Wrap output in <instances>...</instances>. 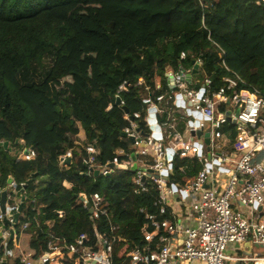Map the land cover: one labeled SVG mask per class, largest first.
<instances>
[{"label": "trees", "instance_id": "obj_1", "mask_svg": "<svg viewBox=\"0 0 264 264\" xmlns=\"http://www.w3.org/2000/svg\"><path fill=\"white\" fill-rule=\"evenodd\" d=\"M207 3L202 8L198 0H0V188H7L12 178L16 194L23 197L17 223L28 222L23 247L39 253L50 236L62 245L83 232L93 238L95 225L113 241V251L122 254L124 239L140 242L146 214L171 217L169 209L159 212L153 183L137 194L135 171L109 165L114 157L127 158L131 140L123 129L130 121L148 130L138 79L150 86L154 99L163 94L162 106L169 110L176 107L165 68H193L197 57L201 65L192 73L190 89L218 90L235 73L244 81L237 88L264 91V3ZM134 12L152 16L138 18ZM156 82H161L158 90ZM53 83L65 87V96L54 102L47 93ZM123 83L118 105L115 98ZM225 108L222 104L220 110ZM81 131L83 140L98 148L96 162L106 165L108 173L96 174L83 164ZM222 131L231 140L236 135L233 125ZM26 147L33 148L34 158L20 157ZM67 151L71 158L63 163ZM172 165L169 182L178 184L183 175L197 174L202 167L196 158L176 155ZM79 192L99 193L108 214L93 217Z\"/></svg>", "mask_w": 264, "mask_h": 264}, {"label": "built area", "instance_id": "obj_2", "mask_svg": "<svg viewBox=\"0 0 264 264\" xmlns=\"http://www.w3.org/2000/svg\"><path fill=\"white\" fill-rule=\"evenodd\" d=\"M208 1L217 0H198L202 8ZM254 1L264 3V0ZM217 47L224 55V50L219 45ZM179 56L184 58L185 53L181 52ZM222 63L225 66L224 59ZM195 65L197 68L201 65L200 57L194 60ZM193 68L174 70L167 66L163 73L174 95L175 107L183 110L179 116L162 106L163 94L154 99L150 86L142 77L138 79L137 84L144 88L139 97L147 104L144 121L148 130L130 121L123 129L131 140L126 161L122 162L118 156L111 161L117 168L135 164V193H146L149 182L156 186L158 197L155 204L160 213L167 212L171 196H178L177 202L191 223L186 226L172 217L157 219L146 214L148 221L138 231L140 242L124 239L122 254L113 251V241L101 235L95 225L93 238L83 232L71 243L62 245L59 239L50 236L45 249L38 253L21 244L22 238L28 235L25 232L28 222L17 227L18 221L14 220V215L21 213L19 204L23 197L16 194V184L12 181L6 188L5 211L0 210V264L14 259H18L19 264H264V256L228 254L230 246L241 251L242 248L235 244L243 246L246 241H250V245L264 246V91L257 87L237 88L238 82L244 81L235 73L234 77L225 78L226 86L218 90L207 92L205 86L192 90L188 84ZM209 82L206 78L204 83ZM124 88L125 83L119 86L117 96ZM160 88L161 82H156L154 89ZM177 94L185 104L183 108L176 104ZM222 104L226 105L225 112L220 110ZM186 108L197 111L199 117L186 115ZM134 117L139 114L135 113ZM124 118L129 119L127 114ZM179 121L186 123L183 132L177 126ZM224 125L235 127L233 140L222 131ZM197 131H201L199 136H196ZM206 133L209 134V144L204 142ZM156 134L160 136L156 137ZM79 144L86 151L81 160L90 171L109 172L106 165L98 166L96 156L99 150L94 143L82 139ZM226 145L230 148L225 149ZM167 148L173 151L171 158H168ZM118 153L124 154L122 150ZM71 154L67 151L61 161L64 163L70 159ZM131 154L135 155V160ZM174 155L196 158L202 167L197 174L183 175L180 184L170 183ZM34 156L31 147H26L20 154L24 160ZM220 164L230 165L233 173L217 187L215 171H222ZM179 171L184 173L182 167ZM78 197L84 207L92 210L93 217L108 214L107 204L99 193L79 192Z\"/></svg>", "mask_w": 264, "mask_h": 264}, {"label": "crops", "instance_id": "obj_3", "mask_svg": "<svg viewBox=\"0 0 264 264\" xmlns=\"http://www.w3.org/2000/svg\"><path fill=\"white\" fill-rule=\"evenodd\" d=\"M173 111H174L173 112L174 115L179 116L178 114L181 110L179 108H176ZM177 126H179V124ZM229 148H230V145L225 146V149H229ZM204 154H205V152H204ZM219 168H221L220 170H222V171H217V172L215 171V177H216L215 181H216L217 187H220L221 182L224 181L228 176H230L233 173V169H232V167H230V165L227 166L225 164H220ZM67 185H68V183H67ZM67 185H65V186H67ZM170 198H171V200H170L168 209L170 210L171 217L173 218V220H176L177 222H181L183 225L188 226L189 223H191V222L189 221V218H188L184 208L178 204V202H177L178 196L173 195ZM239 210L242 211V208H240ZM250 246H251V255L252 256H254V255L264 256L263 250H259V249L254 250V247L258 248V247H260V245H258V246L250 245ZM228 254L243 255V251L241 250L239 252L238 250L235 249L234 246H230L228 249ZM236 264H238V263H236ZM242 264H251V263L246 262V263H242Z\"/></svg>", "mask_w": 264, "mask_h": 264}, {"label": "water", "instance_id": "obj_4", "mask_svg": "<svg viewBox=\"0 0 264 264\" xmlns=\"http://www.w3.org/2000/svg\"><path fill=\"white\" fill-rule=\"evenodd\" d=\"M196 69H197V65L194 66L193 72H195ZM180 98H181V95H180V94H177V95H176V99H177L176 104H177L178 106H181V108H183V107L185 106V104H184L183 101L180 100ZM115 101H116V103H117L118 105L121 104V98H120L119 96H116ZM188 105H189V104H188ZM124 110H125V112H128L127 108H124ZM184 111H185V114H186V115H191L192 117H195V116H198V117H199V114L197 113V111L191 110L190 108H186ZM152 116H153V114H152ZM151 122H154V120L152 119ZM138 129H139V128H138ZM138 129H137V130H138ZM155 129H156V130H159V127H156ZM200 134H201V131H197V132H196V136H199ZM146 135H147V134H146ZM192 135H194L193 132H192ZM123 136H126V134L124 133ZM155 136H156V137H159L160 135H159V134H156ZM208 136H209V134L206 133V134H205V139H204V142H205L206 144H209V137H208ZM4 145L7 146V142H4ZM207 149H208V148H207ZM167 152H168V158H171V154L173 153V151H172L170 148H167ZM131 157H132L133 160H135V155H134V154H131ZM67 161H69V158H67ZM109 165H110V166H113V163H110ZM135 167H136L135 164H133V165L131 166V169L134 170ZM95 173L98 174V173H99L98 170H95ZM11 182H12V178H9V179H8V183H11ZM6 193H7V189H6V188H5V189H1V188H0V210H1V212H4V211H5ZM22 201H23V198H22ZM21 210H22V202L19 204V212H21ZM259 210H261L260 207H259ZM91 211H92V210L89 209V213H90V214H91ZM18 216H19L18 213H16V214L14 215V220H15V222L18 221ZM12 237H13V231H11V238H12ZM235 246H236V247H241L244 255H248V256L251 255L250 241H246L245 244H244L243 246H240V245H238V244H235ZM254 246H258V245H257V244H254ZM260 246H262V245H260ZM3 264H6V263L4 262Z\"/></svg>", "mask_w": 264, "mask_h": 264}, {"label": "rangeland", "instance_id": "obj_5", "mask_svg": "<svg viewBox=\"0 0 264 264\" xmlns=\"http://www.w3.org/2000/svg\"><path fill=\"white\" fill-rule=\"evenodd\" d=\"M111 2V1H110ZM110 2H108V3H110ZM86 9H82V10H80L79 11V13H84V11H85ZM134 15L136 16V17H138V18H151V16L152 15H146L145 13L144 14H142V15H140V14H138V13H135L134 12ZM47 93H48V96H49V98H50V100L51 101H58L60 98H62L63 96H65V87L63 86V84H62V86L61 85H59V84H55V83H53V84H50L49 86H48V89H47ZM181 111V113H183V110L182 109H180ZM179 112V111H178ZM177 113V112H176ZM178 128L181 130V132H183L184 130H185V128H186V123H184V122H179V126H178ZM79 136H80V140H82V139H84V134H83V132L81 131L80 132V134H79ZM81 143H82V141H80ZM165 146H167V144H165ZM121 159V158H120ZM121 161L122 162H125L126 161V159L125 160H122L121 159ZM29 235H26V236H24L23 238H22V244L24 245L25 244V246H26V244H27V242H28V237ZM256 249H259V250H263L264 251V246H260V247H258V248H256V247H254V250H256Z\"/></svg>", "mask_w": 264, "mask_h": 264}]
</instances>
